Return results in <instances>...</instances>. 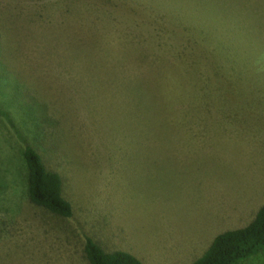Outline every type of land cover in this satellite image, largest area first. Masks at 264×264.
Masks as SVG:
<instances>
[{"label": "rangeland", "instance_id": "1", "mask_svg": "<svg viewBox=\"0 0 264 264\" xmlns=\"http://www.w3.org/2000/svg\"><path fill=\"white\" fill-rule=\"evenodd\" d=\"M263 203L264 0H0V264H190Z\"/></svg>", "mask_w": 264, "mask_h": 264}, {"label": "trees", "instance_id": "2", "mask_svg": "<svg viewBox=\"0 0 264 264\" xmlns=\"http://www.w3.org/2000/svg\"><path fill=\"white\" fill-rule=\"evenodd\" d=\"M22 158L29 200L58 217H70L72 206L62 195L60 175L47 169L36 149L29 145L23 148ZM83 251L88 264H143L127 251L104 250L90 236H85ZM190 264H264V203L248 224L217 234Z\"/></svg>", "mask_w": 264, "mask_h": 264}]
</instances>
